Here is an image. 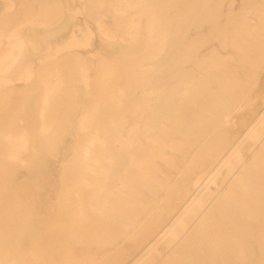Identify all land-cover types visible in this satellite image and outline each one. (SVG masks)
I'll return each mask as SVG.
<instances>
[{"label": "bare ground", "instance_id": "obj_1", "mask_svg": "<svg viewBox=\"0 0 264 264\" xmlns=\"http://www.w3.org/2000/svg\"><path fill=\"white\" fill-rule=\"evenodd\" d=\"M18 1L0 74L23 80L40 48L28 56L27 30L52 40L70 26L51 28L63 15L49 0ZM86 1L92 91L80 54L0 90V264H123L132 251L124 264H264V132L246 145L264 119V0ZM69 142L80 172L47 210L31 176Z\"/></svg>", "mask_w": 264, "mask_h": 264}, {"label": "rangeland", "instance_id": "obj_2", "mask_svg": "<svg viewBox=\"0 0 264 264\" xmlns=\"http://www.w3.org/2000/svg\"><path fill=\"white\" fill-rule=\"evenodd\" d=\"M49 3L53 7H58L60 13L62 12L61 16L63 15L61 21L60 17L58 21H56L55 23H51V28H54L62 23L64 24V26L69 25L70 27L67 30H62L61 32L55 34L53 38L55 40H51V38L43 36L46 32L49 31L48 28H46L44 25H39V28L37 29L29 28L26 33V37L29 40L28 47H30V53L28 54V56H30L35 51L34 46L39 42L40 48L36 50L34 56L32 55L33 58L31 62L27 61L24 64L23 80L17 78V76L0 74V90L2 92H7L10 89H22L25 84H28L25 83L27 77H29L31 80L32 78L37 77V69L39 65H46L50 61L56 59L58 56H61L58 59H74L79 54L80 56L89 58L90 63L87 67L81 69L82 71L80 70V80L78 81V83H80L79 85L81 87L86 88L89 93L92 91L95 79L101 73H97L99 63L97 62V59L98 55L101 56V53L97 54L99 50V38L96 34L97 28L95 24V17H86V13L90 12V8L92 7V5L90 3L88 4L86 0H49ZM3 4H6L8 7H3ZM22 6L23 1L19 2L18 0H0V52L5 47V33L9 31L13 26L12 22L7 21V17L11 14L16 13ZM105 15L106 14L104 12H101L102 17L109 19V17ZM33 33L36 37L35 40L33 38L34 36L30 37V35ZM45 41H47V43H45ZM41 46H48L50 49L48 48L46 52H42ZM102 56L107 61L115 60V57H113L110 53L102 54ZM123 90L124 91L122 92H118V99L126 102L127 99L130 98L128 88L124 87ZM236 130L238 134H241V127L238 126V124ZM262 132H264V119L260 122L256 129L252 131V133L248 134V136L246 137V145L250 143L255 136L260 135ZM74 135V130L68 132L65 140L74 137ZM72 148L73 144L72 142H69L67 143L66 149L63 148L58 157H47L45 155H42L44 157H41L37 160V166L35 165V167H38L39 170L37 171L36 175L31 176L33 182V197L36 204L39 201L44 200L45 202H43V205L47 208V210L53 209L58 205L62 188V181H65V179H67L66 177L69 176L70 172H72L73 170L80 172V166H78V164L74 166V163L77 159L73 156ZM238 159L240 158L236 154L234 161ZM30 172V168L24 171L25 174L29 175V177ZM44 175L50 176V179L47 182L43 180ZM244 177L245 176H243L242 178ZM219 180V178H215L212 185H217L216 182ZM236 181V185L243 184L239 181ZM52 182H57L58 187L52 188L51 185H49L47 189L51 190L47 191L43 190V188L41 187L42 183L49 184ZM188 217L189 213L185 215L183 219H188ZM133 253L134 252L132 251L125 254L122 263H126L131 258ZM148 259H150V256L146 257V260Z\"/></svg>", "mask_w": 264, "mask_h": 264}]
</instances>
